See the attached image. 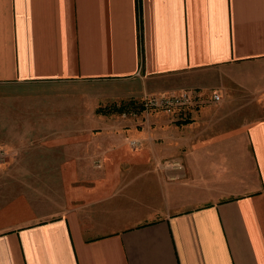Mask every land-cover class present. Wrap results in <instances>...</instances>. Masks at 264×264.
<instances>
[{"label": "crops", "instance_id": "crops-1", "mask_svg": "<svg viewBox=\"0 0 264 264\" xmlns=\"http://www.w3.org/2000/svg\"><path fill=\"white\" fill-rule=\"evenodd\" d=\"M0 264H264V0H0Z\"/></svg>", "mask_w": 264, "mask_h": 264}, {"label": "built area", "instance_id": "built-area-1", "mask_svg": "<svg viewBox=\"0 0 264 264\" xmlns=\"http://www.w3.org/2000/svg\"><path fill=\"white\" fill-rule=\"evenodd\" d=\"M199 99L198 95L193 93L183 92L178 95L172 96H151L142 102V108L145 112L149 113L152 110H161L167 114H173L177 109L190 107L194 102ZM221 100L218 94L213 95L212 101L219 102ZM167 169L182 170L183 167L180 163H171L166 165Z\"/></svg>", "mask_w": 264, "mask_h": 264}, {"label": "rangeland", "instance_id": "rangeland-1", "mask_svg": "<svg viewBox=\"0 0 264 264\" xmlns=\"http://www.w3.org/2000/svg\"><path fill=\"white\" fill-rule=\"evenodd\" d=\"M78 103H80V104H83V102H82V100H79L78 99V101H77ZM113 107V106H112ZM134 107L135 108H137L136 110H134V111H136L135 113H137L138 112V108H140V107H142V102L141 103H139L138 105H134ZM116 109V108H115ZM120 108L119 107H117V110H119ZM142 110H143V108H142Z\"/></svg>", "mask_w": 264, "mask_h": 264}, {"label": "trees", "instance_id": "trees-1", "mask_svg": "<svg viewBox=\"0 0 264 264\" xmlns=\"http://www.w3.org/2000/svg\"><path fill=\"white\" fill-rule=\"evenodd\" d=\"M121 107V112H122V106H120Z\"/></svg>", "mask_w": 264, "mask_h": 264}]
</instances>
